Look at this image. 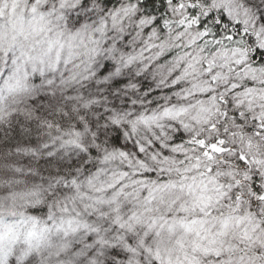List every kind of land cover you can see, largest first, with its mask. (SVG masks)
I'll use <instances>...</instances> for the list:
<instances>
[{"label": "snow or ice", "instance_id": "obj_1", "mask_svg": "<svg viewBox=\"0 0 264 264\" xmlns=\"http://www.w3.org/2000/svg\"><path fill=\"white\" fill-rule=\"evenodd\" d=\"M89 2L84 0V4L77 7L87 8ZM20 4L21 0H0V39L6 31L13 34V40L17 35L35 31L36 25H42L45 18L55 17L57 21L64 18L63 4L59 8L55 4L45 6L41 10L39 0H36L27 19ZM116 4L118 7L111 11L105 6L99 13L101 19L96 23L81 26L85 31L91 29L92 43L100 45L107 41L104 47L113 60L119 59V65L113 63L116 77L113 83L117 88L123 84L128 90L136 89L138 85L135 80L121 77L125 71H132L131 66L136 63L137 57L143 61L147 56L157 67L159 82H171L166 90L171 95L161 97L159 104L150 101L148 110L136 107V101L133 100V109H128L127 104L124 110L113 106L105 109L107 117H99L100 120H107L105 128L110 126V130L116 132L117 136L107 139L102 149L97 144L88 151L92 157H102L99 161L101 164L114 158L126 161L119 175L125 179L133 177L132 184L137 186V203H142L147 212L153 213L144 223L142 235L133 237L132 221L140 222L142 217L136 211H131L127 216L120 215L119 198L132 195L125 191L128 185L122 181L119 190L112 194L110 200V203L116 205L113 209L116 213L113 222L115 226L106 225L103 229H96L97 233L115 232L112 240L122 242V246L107 242V254L111 257L107 264H119L121 259L126 264H203V257H215L214 264H264V254H261L264 250V222H257L251 231L244 227L237 244L221 241L222 247H216V237L227 235L231 218L221 219L220 228L213 235L208 227L207 217L211 213L207 210V202L193 203L192 210L199 204L201 213L200 216H194L188 214L189 209L184 204L172 211L176 200L171 199V190L178 186L176 180L171 178V173L175 170L181 180H186L187 176L183 173L188 171L179 167L173 169L172 165L187 156L189 151L198 148L209 160L213 154L234 153L238 156L237 162L244 172L241 175L237 170L233 174L234 179L228 188L234 191L226 193L228 199L235 202L236 208L240 207L246 196L252 207L264 202V186L258 184L261 179L260 170L250 169L249 165L253 162L242 151L235 152L236 144L230 147L225 139L229 136L233 140L240 137L242 141L246 132H252V128L246 126V121L251 118L256 125L259 120L252 115L250 102L248 109H244V98L255 91L252 85L257 81L264 83V7L261 6L264 0L261 3H257V0H116ZM129 30L134 33L132 40H129ZM115 37L128 42V46L116 42ZM137 41L140 43L137 44ZM152 52H155L154 56L147 55ZM25 54L22 50L21 57ZM5 55L7 58V53ZM28 59L32 57L29 55ZM12 63L13 71L4 86L0 87V94L5 88L12 92L20 86L21 72L25 79L28 76V61L21 65L20 57L13 55ZM201 67L208 77L202 84L208 86H201L194 80L192 87H186L184 78L193 76L199 80L197 70ZM148 70L151 71V67ZM36 71L37 68L33 66L34 75ZM142 71L144 68H139L135 76L140 77ZM44 75V70L40 69V76ZM40 76L36 79L39 80ZM220 80H227L228 83L223 87L236 95L229 98L224 91L218 92L216 87H212ZM53 82L52 79L46 81L49 85ZM196 88H199V92L195 91ZM190 98H196L195 103ZM205 99L218 104L215 112L224 117V123L211 122L207 118L201 120L200 116H194L191 121L181 119L196 104L201 105V113L211 111L204 106ZM224 105L233 111L230 113ZM165 121L169 127L165 126ZM173 124L174 130L170 127ZM196 124L206 127L197 131L194 127ZM75 127L82 130L85 126L78 123ZM92 127H96L95 122ZM141 127L153 129L154 135L141 140L137 137L138 128ZM258 128L257 136L264 133V120H259ZM67 135H79V132L69 131ZM193 145L194 148L188 147ZM145 152L148 153L147 159L143 155ZM196 160L193 167L199 168V156ZM92 167L95 169L96 165ZM179 187L182 189L185 185L181 183ZM241 188L245 190L241 191ZM260 214H264V208L254 215ZM246 219L252 222L251 216L236 217L237 225ZM88 240H95L96 248L100 249L98 254H104L102 245L105 241L93 235H89ZM42 243L43 238L34 230L29 231L21 243L15 225L6 224L0 217V264H34ZM241 249L243 251L238 261H234L232 254Z\"/></svg>", "mask_w": 264, "mask_h": 264}, {"label": "clouds", "instance_id": "obj_2", "mask_svg": "<svg viewBox=\"0 0 264 264\" xmlns=\"http://www.w3.org/2000/svg\"><path fill=\"white\" fill-rule=\"evenodd\" d=\"M34 2L36 0H21L19 7L25 10L26 19ZM257 3H261V0H257ZM53 4L57 8L64 5L62 20L45 18L42 25H36L35 31L17 35L15 40L12 39L13 34L6 31L0 39V87L4 86L13 71V55L20 57L21 65L28 61L27 78L21 72L20 86L12 92L5 88L0 94V217L6 224L15 225L21 243L32 230L43 238L34 264H107L111 259L107 254V242L121 246L122 242L112 240L115 232L97 233L96 229H103L106 225L115 226L113 222L116 213L113 209L116 205L110 203V200L112 194L119 190L121 182L128 185L125 191L132 195L119 198L120 215L127 216L131 211H136L142 217L140 222L132 221L133 237L142 235L144 223L153 213L147 212L142 203H137V186L132 184L133 177L125 179L119 175L126 161L114 158L101 164L99 161L102 157H92L88 151L97 144L102 149L107 139L117 136L116 132L110 130V126L105 128L107 120H100L99 117H107L105 109L113 106L124 110L127 104L128 109H133V100L136 101V107L148 110L150 101L159 104L161 97L171 95L166 91L171 82L160 83L154 61L145 56L143 61L137 57L136 63L131 66L132 71H125L121 77L135 80L138 87L128 90L123 84L119 88L115 86L113 63L119 65V59L113 60L104 47L107 41L100 45L92 43L91 29L85 31L81 26L99 21V13L105 6L109 11L118 7L116 0H90L87 8L77 7L84 4V0H39L41 10ZM261 6L264 7V4ZM133 37L134 33L129 30V40ZM115 40L128 46V42L121 41L119 37H115ZM22 50L26 54L21 57ZM29 55L31 60L28 59ZM147 55L154 56L155 52ZM33 66L37 68L35 75L32 72ZM141 67L144 71L140 77H136L135 72ZM40 69L44 70V76H40ZM197 71L200 79L193 76L184 78L186 87H192L194 80L201 86H208L202 84L208 78L203 68ZM37 76H40L39 80ZM49 79L54 80L51 85L46 83ZM227 83V80H220L212 87H216L218 92L224 91L225 95L232 98L236 94L229 93L223 87ZM252 87L255 91L244 98V109H248L250 102L252 115L264 120V83L257 81ZM195 91L199 92V88ZM190 99L195 103L196 98ZM204 106L211 111L201 113V105L196 104L181 119L191 121L194 116H200L201 120L207 118L211 122L224 123V117L215 112L217 103L205 99ZM224 108L230 113L233 111L227 105ZM259 120L256 125L251 118L246 121V126L252 128V132H246L242 141L240 137L233 140L229 136L225 139L230 147L236 144L235 152L242 151L253 162L249 165L250 169L260 170L261 179L258 184L264 186V133L256 135ZM93 122L95 128L92 127ZM78 123H82L84 129H76ZM164 123L169 127L167 121ZM170 127L174 130L175 125ZM194 127L199 131L206 125L196 124ZM69 131L79 132V135L68 136ZM151 135H154L153 129L138 128L137 137L141 140ZM204 135L207 138L206 132ZM188 147L191 149L195 146ZM143 155L147 159L148 153ZM82 156L85 158L82 159ZM197 156L199 168L193 167L197 163ZM237 161L238 156L234 153L213 154L209 160L196 148L172 165L173 169H188L183 173L187 176L186 180H181L175 170L171 173V178L178 185L171 190V199L176 200L172 211L184 204L189 209V215L200 216V205L197 204L194 211L192 205L196 201L207 202V210L211 213L207 217L208 227L213 235L220 228L221 219L231 218L227 235L216 237V247H222L221 241L237 244L244 227L251 231L257 222H264V214L254 215L264 208V202L252 207L246 196L240 207L236 208L235 202L230 201L226 195L234 191L228 188L234 179L233 174L237 170L241 175L244 172ZM93 164L96 165L95 169ZM209 168L213 170L208 171ZM181 183L185 185L182 189L179 187ZM245 188H241V191ZM230 204L233 206L230 207ZM238 216H251L252 222L246 219L237 225ZM89 235L106 242L102 245L103 255L98 254L100 249L96 248L95 240H88ZM94 248L96 251H93ZM242 251L232 254L234 261H238ZM261 254H264V250ZM214 262L215 257H203V264ZM119 264H126V261L121 259Z\"/></svg>", "mask_w": 264, "mask_h": 264}]
</instances>
